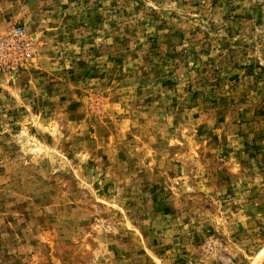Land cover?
Returning <instances> with one entry per match:
<instances>
[{
	"label": "rangeland",
	"instance_id": "374dc122",
	"mask_svg": "<svg viewBox=\"0 0 264 264\" xmlns=\"http://www.w3.org/2000/svg\"><path fill=\"white\" fill-rule=\"evenodd\" d=\"M0 264H264V0H0Z\"/></svg>",
	"mask_w": 264,
	"mask_h": 264
}]
</instances>
